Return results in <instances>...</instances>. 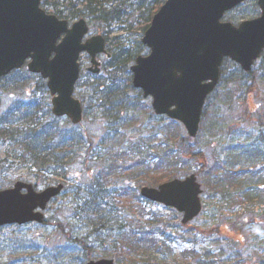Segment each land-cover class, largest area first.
<instances>
[{
    "label": "rangeland",
    "instance_id": "1",
    "mask_svg": "<svg viewBox=\"0 0 264 264\" xmlns=\"http://www.w3.org/2000/svg\"><path fill=\"white\" fill-rule=\"evenodd\" d=\"M245 11H249L247 6L230 13L234 19L229 16L226 19L239 22L241 13ZM111 29L112 33L107 38L113 54L117 44L130 49L136 47L138 39L140 41L142 37H139V23L133 26L128 23L116 24ZM99 31L96 26L90 35ZM143 53L147 54L146 50ZM101 61L104 70L95 77L87 72L90 59L85 54L81 57L83 72L76 96L84 102L83 123L73 126L67 118L58 120L60 128L74 130L80 143L75 147L77 152L70 164L63 167L59 163L50 173L40 172L38 175L36 170H30L29 165L25 166L12 156L13 147L0 143V189L20 179L35 183L41 190L55 182L66 184L64 192L45 211L44 223L0 229V262L82 264L90 255L98 259L114 258L116 264H127L119 258V236L130 225L154 219L158 222L156 227L160 230L164 228L165 233L169 234L167 236H171L168 242L170 252L166 254L170 264H198L200 255L203 256L200 262L209 261L206 254L212 256L213 264H237L236 258L239 256L245 259V264H264V202L254 203L250 208L240 203L230 207L203 186V211L189 225L181 223L183 216L180 213L159 204L145 202L143 207L146 214H143L142 208H138L139 202L137 206L132 203L135 197L121 195L122 190L128 187L136 196L140 195V189L149 182V177L129 176L137 171L135 167L131 169L136 159L134 156L122 161L124 172L119 177L111 175L107 180L103 178L100 181L109 192L104 199L98 200L99 203L103 202L100 207L104 218L95 229L97 220L90 219L88 213L90 203L97 195L92 188L97 176L110 164V155L114 151L131 146L142 136L151 140L150 131L159 122L153 109H149L152 99L144 98L133 88L128 89L124 78L118 82V77L106 67L109 65L107 57L102 56ZM43 81L36 77L32 84L28 83L22 90L7 89L2 92L0 117L18 101L25 102L32 98L40 106L51 108V96L44 88ZM115 84H119L117 98L112 91ZM111 94L113 101L108 100ZM144 107L146 110H143ZM134 117L138 119V124L129 126L128 122ZM203 119L206 121L201 148L210 163L217 155L225 156L229 147L246 145L250 149L264 151V55L248 73L231 61L225 63L220 84L206 102ZM122 135L127 140L124 146V142L119 140ZM157 176H161V173L154 177ZM228 229L234 233L228 234ZM219 231L222 235L218 234ZM223 237H229V243L225 238L226 244L222 243ZM190 251L196 252L197 258H192L191 254L186 257L185 254Z\"/></svg>",
    "mask_w": 264,
    "mask_h": 264
},
{
    "label": "water",
    "instance_id": "2",
    "mask_svg": "<svg viewBox=\"0 0 264 264\" xmlns=\"http://www.w3.org/2000/svg\"><path fill=\"white\" fill-rule=\"evenodd\" d=\"M41 1L0 0V79L28 62L31 72L48 80L53 114L79 124L84 116L82 102L74 96L81 72L79 58L89 53L91 71L100 72L98 55L106 52V41L97 35L84 42L89 33L85 19L70 28L68 21L42 9ZM244 1L166 0L144 35L151 52L138 57L132 67L133 85L145 97H153L158 115L182 122L191 137L199 133L206 100L219 83L224 59L250 71L264 51V0H258L260 16L238 26L222 21L227 11ZM63 187L37 192L32 184L19 181L0 191V227L42 223L44 214L39 209L45 210ZM141 194L183 212V223L195 219L203 207L202 185L194 174L158 188L146 186ZM88 264L115 262L102 259Z\"/></svg>",
    "mask_w": 264,
    "mask_h": 264
},
{
    "label": "trees",
    "instance_id": "3",
    "mask_svg": "<svg viewBox=\"0 0 264 264\" xmlns=\"http://www.w3.org/2000/svg\"><path fill=\"white\" fill-rule=\"evenodd\" d=\"M165 1L56 0L51 2L44 0L43 6L52 8L60 18L72 21L87 18L93 28L97 26V29L106 36L112 33L111 28L116 24L128 23L133 26L134 23H139L140 37L150 26L153 16ZM243 6H247L249 11L241 13V20L260 13L256 2L248 1L240 5L237 10ZM228 16L234 19L231 15ZM116 46L109 60L108 69H111L114 76L118 77V82L124 78L127 88L136 90L131 84L130 68L144 50L147 52V48L142 44L141 39L140 41L138 39L136 47L130 49L123 48L121 43ZM36 77L27 68L12 72L2 79L0 96L7 89L22 90L28 83L32 84ZM118 87L119 84H115L114 90L112 89L116 98L119 96ZM44 88L46 89L45 82ZM114 97L111 94L108 100L113 101ZM149 109L152 110V108ZM143 110H146V107ZM156 118L159 122L154 130L150 131L151 140L142 136L140 141L133 142L131 146L121 147L114 151L110 155V164L108 163V166L100 172L92 185L97 195L90 203L91 209L88 215L90 219L97 220L95 229L104 218L100 207L103 202L99 203L98 200L104 199L109 192L103 188L104 185L100 181H103V178L107 180L111 175L119 177L124 172L122 161L131 156L136 158L131 169L135 167L137 171L130 173L129 176L149 177V182H147L149 186H158L165 181L195 173L208 192H212L230 207L240 203L250 208L254 203L264 202V151H259L257 148L250 149L246 145L229 147L225 156L217 155L210 163L207 154L201 148L204 143L205 122L198 137L193 139L189 137L181 123L168 117L157 116ZM138 122V119L134 117L128 125L136 126ZM124 138L125 135H122L119 139L124 142L122 146L127 144ZM0 143L6 144L9 148L13 147L12 156L25 166L29 165L30 170H36L38 175L40 172L50 173L59 163L63 167L70 164L77 152L75 147L80 144L74 130L69 131L68 127L60 128L58 119L51 114L50 106L42 107L34 98L22 103L17 102L1 115ZM9 155L11 156V153ZM159 173L161 176L154 177ZM121 195L129 198L135 197L132 201L135 206L138 202L141 203V196L139 194L136 196L130 187L123 189ZM138 208H142V213L146 214L142 205ZM157 224L158 222L153 219L130 225L129 229L117 240V246L121 250L119 258L121 257L127 264H170L168 261L170 258L166 254L170 252L168 242L171 237H167L164 228L161 230L157 228ZM231 244L234 245V243ZM189 254L192 258H197L196 252H187L185 256ZM89 256L81 263L85 264L91 258ZM205 256L207 260L212 259L209 254ZM200 257L203 256L197 258L198 264H206L200 262ZM119 258H117L118 261ZM0 264H7V261L0 262ZM237 264H245V261H239Z\"/></svg>",
    "mask_w": 264,
    "mask_h": 264
}]
</instances>
